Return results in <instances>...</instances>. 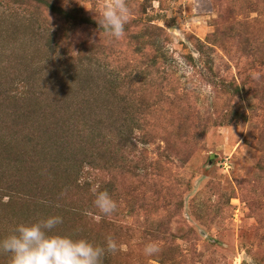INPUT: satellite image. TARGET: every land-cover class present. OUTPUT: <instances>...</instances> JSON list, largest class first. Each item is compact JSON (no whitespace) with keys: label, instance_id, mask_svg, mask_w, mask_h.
I'll use <instances>...</instances> for the list:
<instances>
[{"label":"rangeland","instance_id":"1","mask_svg":"<svg viewBox=\"0 0 264 264\" xmlns=\"http://www.w3.org/2000/svg\"><path fill=\"white\" fill-rule=\"evenodd\" d=\"M129 3L135 9L131 31L143 20L161 26L168 42L156 39L142 59L129 48L127 34L111 42L82 27L74 39L83 58L96 44L119 43L128 48L127 73L165 69L171 75L166 99L142 89V112L151 113V127L173 130L174 141L168 146L163 134L146 138L136 130L124 153L120 132L134 126L128 115H135L139 95H131L136 99L131 103L109 94L108 80L119 74L115 68H106L99 57L82 69L67 66L44 37H31L32 27L16 5L7 10L0 4V240L17 224L61 216L48 205L34 206L49 191L63 190L66 199L59 202L75 206L85 197L86 182L96 187L107 181L111 174L96 166L100 152L109 148L117 159L123 154L141 162L149 177L142 187L128 177L115 183L122 212L131 203L129 195L142 197L134 204L142 205L135 219H142L143 229L160 232L156 241L144 240L139 230L113 237L122 249L114 264H162L146 260L143 249L151 242L163 247L162 234L168 232L175 249L166 255L174 264H264V0ZM217 28L225 39L215 43L211 36ZM154 55L159 65L149 60ZM257 74L260 80L254 79ZM232 110L247 120L211 126ZM205 125L210 128L198 139ZM61 134L70 136L68 145L53 143ZM65 219L53 234L78 239ZM76 232L80 236L78 225ZM0 264H11L10 255L0 254Z\"/></svg>","mask_w":264,"mask_h":264},{"label":"trees","instance_id":"2","mask_svg":"<svg viewBox=\"0 0 264 264\" xmlns=\"http://www.w3.org/2000/svg\"><path fill=\"white\" fill-rule=\"evenodd\" d=\"M104 0H68V3L65 4V0H0V4L4 6H8L7 10H11L12 5H16L18 10L21 11L24 16L25 21H28L29 27H32V38L36 36L44 37L47 40V45L51 52L57 54L62 62H65L67 66L73 64L77 70V68H81L80 66L85 63H92L93 60H99L97 57L102 58L105 63H103L106 68L113 67L118 71V75L110 77L109 82V94H115L116 98L122 100H129L131 103L135 102L136 99L131 98L138 96V101L136 102L138 105V109L136 110L135 115L132 117L130 114L128 118L131 122L135 121L134 126L128 127V129H122L120 135H122V139L120 141L119 150L124 153L130 145H133V136L136 130H139L144 137H149L153 134L161 135L165 140V143L169 146L171 141H174L175 133L173 130L168 131H160L158 128L151 127V123L149 122V118L151 113L146 115V112H142V106L145 105L144 99L145 96L142 95V89H145L150 92H157L159 94V99H166V91L165 86L170 82L171 75L168 74L165 69L160 71V73H155L154 71H144L142 73V69L140 72L136 74L127 73V67L129 66L127 61L128 56V48L124 49V47L119 46V43H116L117 47H111L104 44H96L95 50L89 52L88 58H83L85 52L75 46L74 39L76 35V31L82 27H90L95 30H98L99 34L109 37L108 34L104 31V29L100 28L98 22L95 20V14L89 9L97 8ZM83 3H88L89 7L83 6ZM249 20L255 21V19L247 18ZM135 21V20H133ZM143 21V20H142ZM142 21H138L137 24L134 25L136 30L131 31V27L129 25L126 26V34L128 35V46L131 48V51L136 55L140 56L142 59L145 58V52L148 48H155L157 42L156 39L160 38L162 41L160 42H168V38L164 37L163 28L161 26L155 24H146ZM241 23V21H238ZM251 22V21H250ZM246 24V23H245ZM160 32V33H159ZM225 34L222 33L220 28L216 29V32L213 36L215 43L220 41L221 39H225ZM36 39V38H34ZM95 46V45H92ZM151 62L154 65H159L158 56L154 55L151 57ZM160 67V66H159ZM158 67V68H159ZM82 69V68H81ZM115 72V71H113ZM79 77V74L76 75ZM146 78L148 82L146 81ZM147 86V87H144ZM238 88V86H237ZM144 91V90H143ZM162 95V99L160 98ZM170 96V95H169ZM169 102V101H168ZM155 104L152 106L154 107ZM148 109L149 106H148ZM150 115V116H149ZM29 117H27L28 119ZM247 115H242V113L234 114V111H230V114L227 116L223 115L222 117H218L214 119V122L211 126L215 125H223L222 123L228 122L232 123L235 121H246ZM209 125L203 126V128L197 132L196 137L198 139L202 138L203 134L207 133L209 129ZM54 133V132H53ZM64 134L57 135L53 141V143L58 144L59 142H63L62 144L68 145L70 141V136H63ZM180 137V135H179ZM61 140V141H60ZM103 144V143H101ZM110 146V143H108ZM109 152L104 150L100 153L97 159L100 161V164L96 166V169L99 171L109 172L107 174H111L110 178L107 181L101 182L98 186L92 187V185L86 182L83 185L82 191L84 192V198L75 206L59 202L65 201V197H63L62 192L55 193L53 191L48 192V197H44L41 202L34 201V206H42L44 208L50 206V210L54 208L58 210V213L65 220H70V223L73 224L71 227L74 229V235L80 238H84L89 240L90 242H94L95 245H104L103 242H100L103 238H107L111 236L112 238H117L120 236H124L125 229L126 231L130 230H139L141 234L143 232L142 238L144 240L151 238V240L156 241L159 238V230L153 227H146L142 225V219L136 218L137 211H142V205L139 208L135 207L134 204L138 201H142V197L137 199V197L133 194L129 195L131 203L127 204V210L123 209L122 212V204L123 200L120 201V189L115 183H118L119 178L128 177L131 182H135L142 187V180L144 184H147L148 174H146L142 169V163H135L133 160L129 159V156H124L121 154L120 158L113 157L111 155V149ZM127 154V153H125ZM130 154V153H129ZM95 161V159H94ZM21 164V161H19ZM109 169V170H107ZM99 191H107L113 199L119 198L118 202V210L111 217H103L102 214L98 212V210L94 207V195L92 192L93 188H97ZM30 202L32 201V196L30 197ZM59 203H62L59 204ZM48 205V206H46ZM37 210V209H36ZM136 210V211H135ZM100 216V219L96 217ZM125 220V223H120ZM130 220V221H129ZM132 220V221H131ZM76 225H78V229L81 231L80 236L76 232ZM101 226L103 230L96 233L91 226ZM87 228V229H86ZM143 229V230H142ZM96 234H93V233ZM164 246L162 247V252L155 257H148L146 260H157L162 264H174V260L172 257H168L166 255V250L175 249L174 246L170 243V234L163 233ZM176 247V245H175ZM176 249H178L176 247ZM118 254H108L105 256L103 264H114L115 258ZM145 260V259H143Z\"/></svg>","mask_w":264,"mask_h":264},{"label":"clouds","instance_id":"3","mask_svg":"<svg viewBox=\"0 0 264 264\" xmlns=\"http://www.w3.org/2000/svg\"><path fill=\"white\" fill-rule=\"evenodd\" d=\"M68 0H65V4ZM100 28L119 42L126 36V26L135 17V9L129 0H104L97 8L89 9ZM260 74L254 79L260 80ZM94 207L103 217H111L118 210V204L107 191L92 189ZM100 219V216L96 217ZM63 223L59 215L48 216L36 222L15 225L10 235L0 240V254H8L11 264H103L108 254L122 250L111 236L104 245H95L87 239L53 234V230ZM162 252L157 242L145 245L143 255L155 257Z\"/></svg>","mask_w":264,"mask_h":264}]
</instances>
